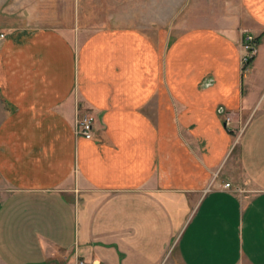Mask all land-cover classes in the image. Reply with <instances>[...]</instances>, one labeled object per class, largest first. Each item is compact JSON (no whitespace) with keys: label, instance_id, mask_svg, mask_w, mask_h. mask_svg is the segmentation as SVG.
Segmentation results:
<instances>
[{"label":"crops","instance_id":"1","mask_svg":"<svg viewBox=\"0 0 264 264\" xmlns=\"http://www.w3.org/2000/svg\"><path fill=\"white\" fill-rule=\"evenodd\" d=\"M31 1L0 32V264H264V0L147 30L48 25Z\"/></svg>","mask_w":264,"mask_h":264},{"label":"rangeland","instance_id":"2","mask_svg":"<svg viewBox=\"0 0 264 264\" xmlns=\"http://www.w3.org/2000/svg\"><path fill=\"white\" fill-rule=\"evenodd\" d=\"M198 3L201 5L199 15L205 12L208 14L209 10L213 11V8L218 7L217 2L205 4L204 0H39L28 2L27 6L34 7L28 9L34 16L32 20H40L41 23L66 29L71 24L73 26L78 24L79 27L89 30L102 29L111 25L137 26L147 30L155 25L158 28H165L171 13L177 12L176 18L183 16L185 11L195 10L197 13L194 6ZM77 12L79 16L71 18L73 14L77 15ZM38 15L42 17L38 18ZM9 22V0H0V32L9 29ZM238 118L237 127L232 131L235 147L248 120V117L239 116ZM228 122L226 118L227 125ZM235 152L236 150L232 152L231 159L239 179L240 170ZM239 183L243 184L241 181Z\"/></svg>","mask_w":264,"mask_h":264},{"label":"built area","instance_id":"3","mask_svg":"<svg viewBox=\"0 0 264 264\" xmlns=\"http://www.w3.org/2000/svg\"><path fill=\"white\" fill-rule=\"evenodd\" d=\"M5 38L4 33H0V41ZM255 39L254 37L246 33L244 36L242 50L243 55L241 58V69L242 71H246L247 67L251 63L254 55H255ZM78 113V112H77ZM93 125H94V117L89 112L79 113L76 116L73 133L75 137L82 138L85 140H92L93 139ZM231 186L229 183L223 184V188L229 189ZM235 192H239V189H235ZM69 264H93L90 262H86L81 259H75Z\"/></svg>","mask_w":264,"mask_h":264},{"label":"trees","instance_id":"4","mask_svg":"<svg viewBox=\"0 0 264 264\" xmlns=\"http://www.w3.org/2000/svg\"><path fill=\"white\" fill-rule=\"evenodd\" d=\"M257 40L255 39V42H256Z\"/></svg>","mask_w":264,"mask_h":264}]
</instances>
